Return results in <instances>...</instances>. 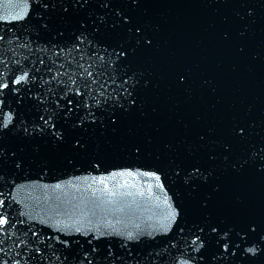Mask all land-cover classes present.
Returning <instances> with one entry per match:
<instances>
[{
	"label": "water",
	"instance_id": "water-1",
	"mask_svg": "<svg viewBox=\"0 0 264 264\" xmlns=\"http://www.w3.org/2000/svg\"><path fill=\"white\" fill-rule=\"evenodd\" d=\"M0 264H264V0H0Z\"/></svg>",
	"mask_w": 264,
	"mask_h": 264
}]
</instances>
